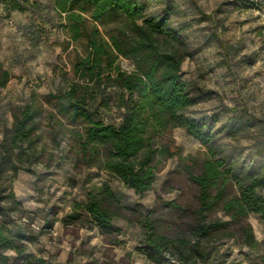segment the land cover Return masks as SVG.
Returning a JSON list of instances; mask_svg holds the SVG:
<instances>
[{"label":"rangeland","instance_id":"rangeland-1","mask_svg":"<svg viewBox=\"0 0 264 264\" xmlns=\"http://www.w3.org/2000/svg\"><path fill=\"white\" fill-rule=\"evenodd\" d=\"M16 1L23 11L8 10L0 3V67L11 75L0 88V159L6 133L10 144L6 131L13 127V109L29 101L32 93L42 101L71 83L80 84L89 95L109 104L89 103L104 123L119 125L124 110L117 107L119 89L107 78L109 70L102 82L74 74L76 48L79 52L81 48L60 27L52 0ZM142 1L147 5L146 17L169 15V26L187 48L181 79L198 101L184 115L212 126L210 145L234 166L239 177L260 172L264 167V0ZM117 64L127 73L134 70L129 59L121 57ZM208 90L214 95L204 94ZM35 126L34 139L23 145L22 158H16L18 149L10 150L11 161L2 165L0 183L2 203L11 209L10 217L27 234H41L35 241L20 242L21 253L7 251L8 263L30 259L43 264H166L145 254L137 214L157 211L164 231L188 233L193 222L190 213L172 212L165 203L173 201L189 210L196 207L197 190L185 166L191 159H207V148L186 128H174L167 137L180 147V153L159 158L152 189L139 195L120 179L78 162L84 122L73 123L57 114L53 105L44 104ZM105 183L133 220H115L120 232L111 237L100 235L85 220L67 218L75 202L85 201L88 193L97 192ZM260 193L264 196V190ZM248 221L257 248L234 239H216L209 244L213 264H264V219L250 214Z\"/></svg>","mask_w":264,"mask_h":264},{"label":"trees","instance_id":"trees-1","mask_svg":"<svg viewBox=\"0 0 264 264\" xmlns=\"http://www.w3.org/2000/svg\"><path fill=\"white\" fill-rule=\"evenodd\" d=\"M69 41L76 48L74 74L82 80L102 82L107 78L118 87L117 107L124 110L119 125L106 124L98 109L107 107L105 99L89 95L80 84L71 83L63 92L49 93L42 101L35 93L29 101L13 109V127L8 144L7 133L1 143L0 178L3 164L11 161L10 150L18 149L16 158L25 153L23 145L35 136V122L44 111V104L53 105L57 114L71 122L85 123L79 135L78 162L97 167L109 176L120 179L136 194L152 189L158 172L159 158L174 157L181 151L167 135L176 128L187 132L207 148L208 158L191 159L185 166L189 181L197 190L196 207L189 210L170 201L165 207L192 217L189 232L167 233L157 211L137 214L143 229L145 254L166 264H213L209 247L216 239H234L250 249L257 248L250 214L264 219V167L258 173L239 177L233 165L210 145L212 126L184 115L198 98L181 79L182 64L188 51L179 34L169 26V15L146 17L147 7L142 0H52ZM8 10L23 11L16 0H0ZM68 41V42H69ZM132 61L134 70L127 73L117 64L119 58ZM11 79L0 67V88ZM209 97L213 91H205ZM53 116V113H52ZM8 154V155H7ZM6 155L8 158H6ZM0 183V264H9L7 251L21 253L18 245L35 241L41 234L29 235L21 223L10 217V208L2 203ZM21 206L20 203H16ZM188 210V211H187ZM128 209L105 183L100 190L88 193L86 200L75 202L70 221L85 220L97 232L111 237L120 232L114 225L117 219L133 222ZM264 262V260H263ZM21 264H43L41 260L26 259Z\"/></svg>","mask_w":264,"mask_h":264}]
</instances>
